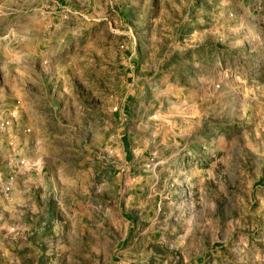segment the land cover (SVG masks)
Wrapping results in <instances>:
<instances>
[{"label": "rangeland", "instance_id": "obj_1", "mask_svg": "<svg viewBox=\"0 0 264 264\" xmlns=\"http://www.w3.org/2000/svg\"><path fill=\"white\" fill-rule=\"evenodd\" d=\"M0 264H264V0H0Z\"/></svg>", "mask_w": 264, "mask_h": 264}]
</instances>
